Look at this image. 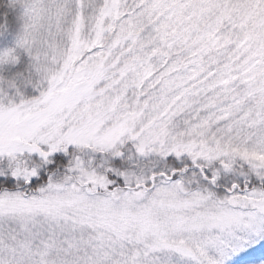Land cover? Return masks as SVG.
<instances>
[{
	"label": "snow or ice",
	"instance_id": "1",
	"mask_svg": "<svg viewBox=\"0 0 264 264\" xmlns=\"http://www.w3.org/2000/svg\"><path fill=\"white\" fill-rule=\"evenodd\" d=\"M0 264H264V0H0Z\"/></svg>",
	"mask_w": 264,
	"mask_h": 264
}]
</instances>
